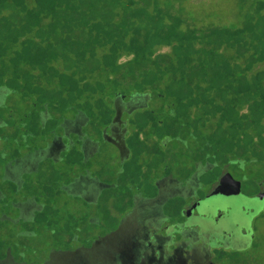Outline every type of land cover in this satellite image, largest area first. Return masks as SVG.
<instances>
[{
	"label": "flooded vegetation",
	"instance_id": "flooded-vegetation-1",
	"mask_svg": "<svg viewBox=\"0 0 264 264\" xmlns=\"http://www.w3.org/2000/svg\"><path fill=\"white\" fill-rule=\"evenodd\" d=\"M3 86L0 264H231L252 247L264 160L217 157L161 95L114 93L95 115Z\"/></svg>",
	"mask_w": 264,
	"mask_h": 264
},
{
	"label": "trees",
	"instance_id": "trees-1",
	"mask_svg": "<svg viewBox=\"0 0 264 264\" xmlns=\"http://www.w3.org/2000/svg\"><path fill=\"white\" fill-rule=\"evenodd\" d=\"M250 6L224 25L196 24L173 0H0V84L95 115L114 93L161 95L166 120L193 126L217 157L260 162L264 0Z\"/></svg>",
	"mask_w": 264,
	"mask_h": 264
},
{
	"label": "rangeland",
	"instance_id": "rangeland-1",
	"mask_svg": "<svg viewBox=\"0 0 264 264\" xmlns=\"http://www.w3.org/2000/svg\"><path fill=\"white\" fill-rule=\"evenodd\" d=\"M174 6L196 24L219 23L238 25L254 0H179ZM254 238L252 247L234 257L231 264H264V212L257 217L253 224Z\"/></svg>",
	"mask_w": 264,
	"mask_h": 264
},
{
	"label": "water",
	"instance_id": "water-1",
	"mask_svg": "<svg viewBox=\"0 0 264 264\" xmlns=\"http://www.w3.org/2000/svg\"><path fill=\"white\" fill-rule=\"evenodd\" d=\"M1 89V88H0ZM3 90H6L7 92H9L10 90L6 87V86H3L2 87ZM119 96V95H117ZM116 96V97H117ZM132 98L130 100H135L136 104L139 105L140 104V101L142 102H145L148 100L149 98V94L148 93H138L136 95H133L131 96ZM139 101V102H138ZM141 108V107H140ZM119 116V112L117 113L116 117L114 118V120H116ZM113 120V122H114ZM250 246V245H249ZM206 264H216V263H213L211 260H208Z\"/></svg>",
	"mask_w": 264,
	"mask_h": 264
}]
</instances>
